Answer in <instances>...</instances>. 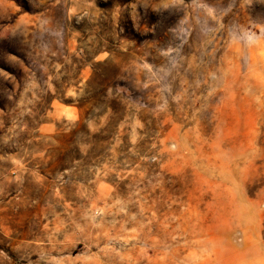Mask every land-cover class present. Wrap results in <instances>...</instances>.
I'll return each mask as SVG.
<instances>
[{"label":"rangeland","instance_id":"obj_1","mask_svg":"<svg viewBox=\"0 0 264 264\" xmlns=\"http://www.w3.org/2000/svg\"><path fill=\"white\" fill-rule=\"evenodd\" d=\"M0 264H264V0H0Z\"/></svg>","mask_w":264,"mask_h":264}]
</instances>
